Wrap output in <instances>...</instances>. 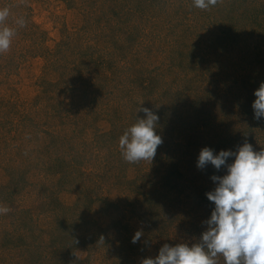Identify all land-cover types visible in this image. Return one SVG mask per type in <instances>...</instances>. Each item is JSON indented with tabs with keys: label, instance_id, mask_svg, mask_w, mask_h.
Here are the masks:
<instances>
[{
	"label": "rangeland",
	"instance_id": "1",
	"mask_svg": "<svg viewBox=\"0 0 264 264\" xmlns=\"http://www.w3.org/2000/svg\"><path fill=\"white\" fill-rule=\"evenodd\" d=\"M6 6L16 34L0 53V264H141L198 241L211 177L227 172L198 168L200 150L264 147L252 107L264 0ZM139 107L159 117L163 142L151 162L128 163L119 138L146 117Z\"/></svg>",
	"mask_w": 264,
	"mask_h": 264
},
{
	"label": "clouds",
	"instance_id": "2",
	"mask_svg": "<svg viewBox=\"0 0 264 264\" xmlns=\"http://www.w3.org/2000/svg\"><path fill=\"white\" fill-rule=\"evenodd\" d=\"M194 6L206 10L216 6L218 0H193ZM10 8H0V53L9 50L16 30L6 25ZM19 27L25 26L23 17L17 18ZM252 107L255 119L264 117V82L255 90ZM142 104V102H141ZM145 118H138L119 138V148L128 163L152 161L162 138L156 132L159 117L143 107ZM234 157L229 163L228 158ZM211 164L217 171L227 169L224 175H212L216 186L206 193L214 203L207 228L194 243L164 244L157 256L144 258L141 264H264V147L255 151L245 141L236 151L220 150L214 154L209 147L200 150L197 167L204 169ZM8 207H0L7 214ZM142 232L137 231L132 242L136 243Z\"/></svg>",
	"mask_w": 264,
	"mask_h": 264
}]
</instances>
